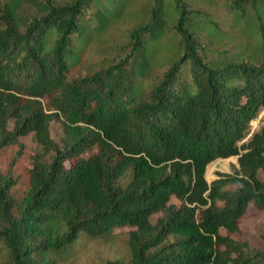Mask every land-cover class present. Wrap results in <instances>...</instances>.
Here are the masks:
<instances>
[{
  "label": "trees",
  "instance_id": "trees-1",
  "mask_svg": "<svg viewBox=\"0 0 264 264\" xmlns=\"http://www.w3.org/2000/svg\"><path fill=\"white\" fill-rule=\"evenodd\" d=\"M204 1L232 15L239 51L208 58L205 40L228 33L194 0H150L122 52L82 74L88 44L131 0H33L23 15L22 0L4 2L0 157L15 152L0 166V242L9 264H52L49 253L82 234L121 226L133 228L130 257L105 264H264V249L240 236L252 207L264 210V0ZM158 53L166 68L147 82ZM28 134L38 150L25 148ZM230 156L235 172L208 181L206 166Z\"/></svg>",
  "mask_w": 264,
  "mask_h": 264
},
{
  "label": "rangeland",
  "instance_id": "rangeland-1",
  "mask_svg": "<svg viewBox=\"0 0 264 264\" xmlns=\"http://www.w3.org/2000/svg\"><path fill=\"white\" fill-rule=\"evenodd\" d=\"M7 0H0V9ZM33 0H22L20 14H27L33 10ZM150 0H131L127 8L128 14L111 25L105 32L96 35L88 44L85 50V56L76 66L75 72L82 74L98 68L102 63L107 62L117 52H122L123 44L127 41V32L140 19L141 11L145 12L149 7ZM195 6L202 8L204 11L211 13V16L220 23L221 29L228 34L225 39L218 41L214 39H206V51L208 58L214 59L226 54L237 52L238 47L243 45V39L236 37L238 28L234 27V19L232 15L224 9L220 4L208 3L204 0H194ZM264 16V14H263ZM233 31H236L234 34ZM168 42V41H167ZM166 41L161 47L163 53H167V49L173 44ZM171 45H170V44ZM163 53H158L155 57L153 70L150 73L147 82L155 80L166 68L163 62ZM263 115L261 111L259 115L250 122L251 129H257L260 125V117ZM9 127H13V122L9 121ZM50 134L54 142L61 145L63 137V124L61 119H53L49 123ZM27 151L33 152L38 150L39 146L32 134L21 137L20 139ZM14 148H8L0 157V166H5L9 158L14 154ZM25 162L19 156L15 162V169L22 171ZM238 168L237 156L227 158H217L211 161L205 170V177L208 181L217 177V172L234 173ZM169 203L180 206V202L172 197ZM162 212H156L151 216V222L156 223ZM242 229L241 238L248 240L253 249H264V210H256L252 207V211L247 213L240 221ZM132 227L121 226L116 227L112 233L107 236L90 237L82 234L75 244L64 248L61 251L49 253V257L53 259L52 264H105L108 260H121L126 262L129 257L128 249V233ZM221 234L225 235L226 231L221 228ZM0 264H9L7 262V251L0 242Z\"/></svg>",
  "mask_w": 264,
  "mask_h": 264
}]
</instances>
